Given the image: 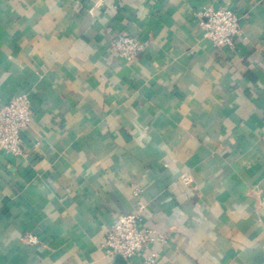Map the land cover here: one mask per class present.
Segmentation results:
<instances>
[{
  "label": "crops",
  "instance_id": "0c3cea01",
  "mask_svg": "<svg viewBox=\"0 0 264 264\" xmlns=\"http://www.w3.org/2000/svg\"><path fill=\"white\" fill-rule=\"evenodd\" d=\"M240 18L215 48L200 11ZM144 53L126 63L118 34ZM0 264H143L102 249L141 201L155 264H264V0H0Z\"/></svg>",
  "mask_w": 264,
  "mask_h": 264
},
{
  "label": "built area",
  "instance_id": "2783aa9c",
  "mask_svg": "<svg viewBox=\"0 0 264 264\" xmlns=\"http://www.w3.org/2000/svg\"><path fill=\"white\" fill-rule=\"evenodd\" d=\"M201 28L204 37L217 49L234 50L235 40L241 33L240 18L229 8H208L200 11ZM117 59L130 63L144 53V45L127 34L116 35L110 43ZM33 122V109L28 92L12 98L0 108V153L20 157L24 149L21 133ZM146 206L139 201L133 212L121 215L114 222L102 244V249L111 256H119L129 261L141 256L143 264H155L157 254L152 245L167 238L158 235L145 225L143 212Z\"/></svg>",
  "mask_w": 264,
  "mask_h": 264
}]
</instances>
